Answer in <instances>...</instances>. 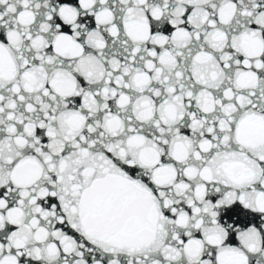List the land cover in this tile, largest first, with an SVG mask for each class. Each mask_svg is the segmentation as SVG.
Masks as SVG:
<instances>
[{"label": "snow or ice", "instance_id": "obj_1", "mask_svg": "<svg viewBox=\"0 0 264 264\" xmlns=\"http://www.w3.org/2000/svg\"><path fill=\"white\" fill-rule=\"evenodd\" d=\"M0 264H264V0H0Z\"/></svg>", "mask_w": 264, "mask_h": 264}]
</instances>
